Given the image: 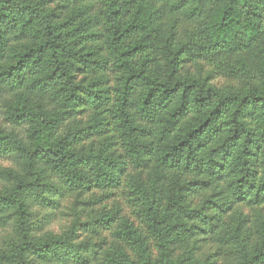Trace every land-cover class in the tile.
Returning <instances> with one entry per match:
<instances>
[{
	"label": "trees",
	"instance_id": "obj_1",
	"mask_svg": "<svg viewBox=\"0 0 264 264\" xmlns=\"http://www.w3.org/2000/svg\"><path fill=\"white\" fill-rule=\"evenodd\" d=\"M0 161V264H264V0H0Z\"/></svg>",
	"mask_w": 264,
	"mask_h": 264
},
{
	"label": "rangeland",
	"instance_id": "obj_2",
	"mask_svg": "<svg viewBox=\"0 0 264 264\" xmlns=\"http://www.w3.org/2000/svg\"><path fill=\"white\" fill-rule=\"evenodd\" d=\"M0 167L2 168H10V164L8 161H0ZM75 207V198L73 194H66L62 201L51 207L49 210H43L42 208H36L35 213L38 218L41 220L44 231H50L54 234L61 235L67 229H69L71 222L73 221L74 212L73 209ZM0 233L4 234V230L0 229ZM84 238V236H82ZM59 264H72L70 262H61Z\"/></svg>",
	"mask_w": 264,
	"mask_h": 264
}]
</instances>
